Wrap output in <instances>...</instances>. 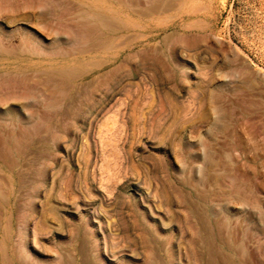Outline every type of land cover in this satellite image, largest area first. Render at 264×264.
<instances>
[{
    "label": "rangeland",
    "instance_id": "rangeland-1",
    "mask_svg": "<svg viewBox=\"0 0 264 264\" xmlns=\"http://www.w3.org/2000/svg\"><path fill=\"white\" fill-rule=\"evenodd\" d=\"M0 264H264V0H0Z\"/></svg>",
    "mask_w": 264,
    "mask_h": 264
},
{
    "label": "bare ground",
    "instance_id": "bare-ground-1",
    "mask_svg": "<svg viewBox=\"0 0 264 264\" xmlns=\"http://www.w3.org/2000/svg\"><path fill=\"white\" fill-rule=\"evenodd\" d=\"M100 19V18H99ZM108 20V19H107ZM106 21V19H104V22ZM108 21H106V23H107ZM110 22V21H109Z\"/></svg>",
    "mask_w": 264,
    "mask_h": 264
}]
</instances>
